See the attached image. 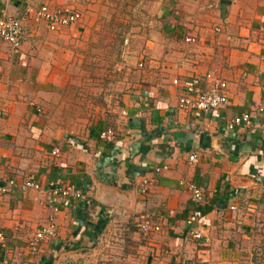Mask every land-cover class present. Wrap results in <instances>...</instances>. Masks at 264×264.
I'll return each mask as SVG.
<instances>
[{
    "label": "crops",
    "instance_id": "0c3cea01",
    "mask_svg": "<svg viewBox=\"0 0 264 264\" xmlns=\"http://www.w3.org/2000/svg\"><path fill=\"white\" fill-rule=\"evenodd\" d=\"M73 2L0 0V15H17L25 3L76 8ZM142 6L122 10L141 39L136 56L124 57L142 67L126 69L118 93L112 88L98 103L88 94L105 74H84L92 79L86 88L64 75L72 51L85 61L96 9L56 31L28 24L17 54L0 40V264H71L69 257L85 255L107 257L106 264H264V0ZM205 73L225 83V102L206 113L179 109L184 86L200 91ZM245 112L249 126L227 128ZM106 127L113 137L101 141ZM29 173L42 186L79 188L81 198L25 189ZM143 178L152 180L146 192ZM187 182L204 191L202 216L190 226L198 239L185 223L195 207ZM52 205L56 236L30 254L26 241ZM144 212L159 224L148 236L134 225Z\"/></svg>",
    "mask_w": 264,
    "mask_h": 264
},
{
    "label": "built area",
    "instance_id": "2783aa9c",
    "mask_svg": "<svg viewBox=\"0 0 264 264\" xmlns=\"http://www.w3.org/2000/svg\"><path fill=\"white\" fill-rule=\"evenodd\" d=\"M232 1V0H228ZM82 17L80 10L75 7H49L47 4H40L32 7L29 3H25L22 11L14 16L0 15V40L9 46L12 54H17L20 49L21 41L24 38V33L28 24L37 25L43 23L44 27L49 31L59 30L61 27L68 26L78 22ZM214 32H219V28L215 27ZM184 42L193 43L195 38L192 36H185ZM141 63L138 64L141 67ZM204 86L200 91L195 92L191 85H185L183 94L177 98V106L179 109L189 112L206 113L221 106L225 102L223 90L225 83L212 73H205L203 75ZM175 83V80H173ZM264 91V86L262 87ZM1 116V112H0ZM250 124V116L248 113H242L233 117L227 124L228 129L236 126L247 127ZM113 137V129L106 127L99 131L98 138L101 141H109ZM52 154L56 150L51 151ZM189 162H195L196 156L194 153L188 155ZM161 168H165L162 166ZM160 168L155 167L154 171ZM152 183L151 178H143L139 182V191L146 192L148 186ZM23 188H29L37 192L46 193L53 197H71L74 199L81 198L82 192L79 188L71 185L60 184L59 182L51 183L47 186H42L36 180L34 174L29 173L21 181ZM185 187L189 192V199L194 204L185 223L189 226V234L198 239L200 232L190 227L194 220H198L202 216L201 205L203 202L204 191L203 188L191 182L185 183ZM6 191V186L0 184V194ZM51 214L47 215L31 233L26 241V249L28 253L35 254L39 245L43 242L50 241L56 236V224L54 220V213L57 211V206H51ZM152 213H140L135 220V229L142 236L151 235L159 230V224L152 222ZM5 243L3 231L0 229V246Z\"/></svg>",
    "mask_w": 264,
    "mask_h": 264
},
{
    "label": "rangeland",
    "instance_id": "374dc122",
    "mask_svg": "<svg viewBox=\"0 0 264 264\" xmlns=\"http://www.w3.org/2000/svg\"><path fill=\"white\" fill-rule=\"evenodd\" d=\"M139 1L140 0H84L82 7L77 4L76 0H74L73 4H71L76 6V8L80 10L81 14H83V10L91 11L92 8L94 10L96 9L99 13L95 20V23L99 25L98 31L94 32L96 37L90 39L87 43L88 47L86 48L85 46L83 50V53H85L83 54L85 61L81 62L82 57H79V54L81 53H79L78 50L72 51L75 61H71L73 63H69L71 71L64 74L70 81H75L76 84H80L84 88L91 85L88 83H92V79L83 80L82 76H85L84 74L88 73L91 75L95 71L105 74L104 77L100 75L99 88H97L96 91L90 90L91 92H95L94 96L93 93L88 94L90 101L94 100L98 103V97H100V100L103 101L108 95L107 93L109 92L110 94L113 91L112 88L116 89L115 94H117L119 90V86L117 84L123 79L126 69L129 68V71L131 72L140 68L138 66L140 63L134 62V60L132 61L134 63L131 64V61L124 57L126 54L128 56H136L141 42V39L137 36L140 33L137 27L136 29H129L128 26H126L127 23L124 21H133L134 17L126 15L125 11L126 9L138 10L141 5L145 6L146 3L149 6H152V4L157 0L142 1L144 4H140ZM123 13H125V15ZM150 17L151 16L148 15L149 20ZM130 45H133L132 50L130 49ZM132 66L135 68H132ZM102 97L104 98L102 99ZM59 261L64 262L65 260L62 258ZM67 262H71V264H106L109 261H107V257H103V259L99 260L98 255L96 257L95 255H85L81 258V260L71 256L69 257V261H65V263Z\"/></svg>",
    "mask_w": 264,
    "mask_h": 264
}]
</instances>
